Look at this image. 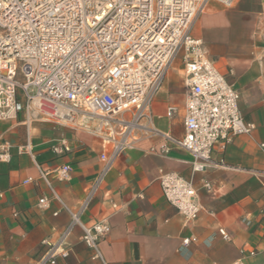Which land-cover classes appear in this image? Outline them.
<instances>
[{"label": "crops", "instance_id": "1", "mask_svg": "<svg viewBox=\"0 0 264 264\" xmlns=\"http://www.w3.org/2000/svg\"><path fill=\"white\" fill-rule=\"evenodd\" d=\"M192 34L239 92L242 119L254 128L217 141L206 167L192 172L191 155L163 137L183 136L182 74L178 66L173 75V65L150 102L152 123L135 130L137 140L119 154L81 216L87 226L102 219L109 223L108 234L98 242L102 259L93 258L75 227L64 241L69 264H232L239 259L264 264V0H234L228 8L209 1ZM169 106L177 108L171 118ZM61 137L69 149L55 153L51 146ZM2 141L11 147L9 161L0 162V264H35L45 250L42 241H55L69 222L61 202L70 209L79 206L102 168L100 153L110 145L48 121L27 126L21 116L0 120ZM64 163L71 166L69 178L51 180L57 200L39 170ZM160 168L196 185L201 178L212 183L210 192L198 191L201 209L195 219L185 220L165 200L157 179ZM29 177L33 181L23 183ZM42 197L44 206L38 203ZM186 237L195 241L182 254L178 249Z\"/></svg>", "mask_w": 264, "mask_h": 264}, {"label": "built area", "instance_id": "2", "mask_svg": "<svg viewBox=\"0 0 264 264\" xmlns=\"http://www.w3.org/2000/svg\"><path fill=\"white\" fill-rule=\"evenodd\" d=\"M209 1L226 8L234 2L0 0V120L21 116L27 126L48 121L110 145L100 153L102 168L79 206L70 209L61 202L69 222L55 241H42L45 250L35 264H69L64 241L75 227L80 228L84 245L93 250V258L102 259L98 242L108 234L109 223L102 219L87 226L81 216L119 154L137 140L135 130L148 129L152 123L150 102L175 63L182 74L183 136L163 137L191 155L192 172L206 167L217 141L228 142L254 128L242 119L239 92L192 34L196 17ZM176 111L169 106L166 116L171 118ZM10 147L8 141L0 142V162L9 161ZM51 149L61 153L69 147L61 137ZM70 170L68 163L39 170L53 199L59 197L51 180H67ZM157 179L165 200L185 220L200 212L198 191L212 190L210 181L201 178L196 185L172 170L158 169ZM31 181L29 177L23 183ZM46 202L44 197L38 201L41 206ZM218 232L230 240L225 230ZM192 241L194 237L183 238L178 251L184 254Z\"/></svg>", "mask_w": 264, "mask_h": 264}, {"label": "rangeland", "instance_id": "3", "mask_svg": "<svg viewBox=\"0 0 264 264\" xmlns=\"http://www.w3.org/2000/svg\"><path fill=\"white\" fill-rule=\"evenodd\" d=\"M178 63H175L174 66H173V70H170L172 72L173 75H175L176 72V68H178Z\"/></svg>", "mask_w": 264, "mask_h": 264}]
</instances>
